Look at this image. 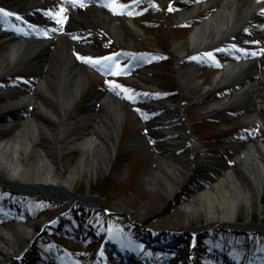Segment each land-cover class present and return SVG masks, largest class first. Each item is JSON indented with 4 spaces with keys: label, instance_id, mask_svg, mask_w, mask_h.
Here are the masks:
<instances>
[{
    "label": "rangeland",
    "instance_id": "374dc122",
    "mask_svg": "<svg viewBox=\"0 0 264 264\" xmlns=\"http://www.w3.org/2000/svg\"><path fill=\"white\" fill-rule=\"evenodd\" d=\"M77 1L78 4L75 3ZM161 1L159 0L160 4H157L159 12L162 13L160 20H154L150 11L151 6L155 5V1L152 3V0H116L117 4L127 6L123 9L118 8L116 11L106 6L111 0H103V5L98 6L85 3L83 0H59L48 11V31L54 32L55 39L60 35L63 37L73 35V32L67 33L68 28L72 26V20L68 14L72 8L76 11H84V9L91 11L94 16L98 9L105 11L104 15L108 17L120 16L137 32L133 43L124 46L125 48L119 44L121 39L112 34L114 23L111 21L105 30L103 29L102 36L95 37L84 28L79 29L83 30L77 35L79 40L73 39L77 45L72 50L78 59L84 56L93 59L114 57L113 60L102 62L103 70L99 72L101 74L99 76L93 73L98 71L92 68V64L85 60L87 79L85 96L93 90L101 91L102 94L100 98L96 96L90 101L81 102L78 106L85 111L89 109L97 111L104 108V95L118 94V99L125 105V118L119 123L114 122L116 136L112 138L113 147L109 149V156L102 161L97 160L95 167L90 170L85 169L75 175L70 181V191L66 196L56 191L44 193L27 189L10 190L4 181L0 180V231L14 230L29 221L33 224L30 228L26 227L25 231L27 236L33 237L39 232L38 224L46 218H52L58 210L62 208L72 210L71 207H74L79 214L77 220L60 219L59 230L45 229V233L37 237L33 245L29 238L16 239L17 246L12 249V253L18 255L20 251H26L29 248L27 246L30 245L31 252L28 253V259L19 260L20 262L6 259L4 264H120L117 252L112 253V259L99 260L98 256L102 254V250H98L97 245L102 241L103 234L107 235L104 240L115 241L119 243L118 245L131 244L140 247L142 252L147 253L144 261L148 255L153 257L152 264H222L216 259L218 250L207 249L211 248L208 244L214 245L213 242H218L216 246L222 245L221 250L228 252V256L233 259L237 244L243 246L240 255L245 254L251 244L255 251L250 254H264L262 232L221 233L223 241L219 237H214L212 240L213 232L209 236L202 233L196 234L197 229L208 223L205 214L201 211L189 213L183 210V205L202 189L207 188L222 169L233 167L235 170L237 167L240 154L239 150L233 147L232 135H239L238 141H242L244 137L245 140L247 137L260 138L264 135V126L252 125L246 120L244 110L234 102L236 90L233 82L227 83L224 73L217 79L219 67L222 66L217 58L212 59L205 54L196 56L191 48L182 50L184 58H190V61L199 64L201 68L199 73L201 85L184 88V83L177 75L178 53L174 50L173 39L181 43L182 47L191 45L189 40L191 29L189 24L175 19L169 10L168 0ZM95 2L100 4L99 1ZM61 8L65 9L61 15L66 19L58 22V17L51 14L59 13ZM161 24L164 25L166 32L159 29ZM92 25L102 26L97 17L93 19ZM76 32L79 33L78 30H75ZM82 36L98 41L97 47L83 48L85 44H83ZM125 43L126 41L122 44L125 45ZM194 56L196 59H193ZM222 56L224 57V54ZM140 59L143 60V65L139 62ZM117 65L123 69L119 75L114 74ZM145 65L156 72L152 75L156 80L153 87L140 84L142 81L137 72L144 70ZM14 70L16 71L8 77L10 83L23 81V86L29 83V87L25 88L33 95L32 89L35 87L33 77L19 70V66H16ZM1 81L7 82L0 79ZM109 81L119 87H113ZM125 89L128 91H124ZM199 89L205 92L200 98L210 97V101L220 108V115L210 114L204 102L195 104L198 96L196 90ZM40 95L35 93L34 100L27 105L29 107L25 109L28 110L24 113L36 112V103L40 100ZM129 96L133 98L129 99ZM155 98L168 106L180 108L182 117L176 119L179 124L177 128H182V124H186L191 137L189 142L191 145L182 144L181 152L187 154L190 149L193 153V147H197L201 152L197 159L199 162L204 163L205 160H209V163L217 162L214 165L206 164L208 166L204 175L194 174L193 176L179 174L184 169L179 165L180 170L175 171L173 175L176 179L173 181V186H178L173 195L164 192L158 185H147L141 181L144 176L152 175L158 169L154 157L148 155L147 151L150 154L159 155L157 152L165 137L161 131L166 128L164 124L154 122L155 117L160 118L162 115V110L156 105ZM133 115H137L140 125L134 124ZM6 116L10 115H0V118ZM46 126L53 128L59 127L60 124L53 123ZM84 128H88L87 132L96 134L92 124L89 123ZM2 136L3 133L0 131V139ZM141 137L145 141L143 144L136 142ZM61 142L64 143L67 140L61 139ZM33 144L40 149L46 147V141L41 133ZM205 146L208 153L204 150ZM87 152L88 150L82 148L67 151L63 158L65 162L63 166L73 167L86 156ZM20 153V160L24 163L25 154L22 150ZM49 157L52 162H55V157L57 158L54 152L49 154ZM112 168H116L117 171L112 172ZM57 169L58 166H56V174L59 173ZM101 186L107 187V197L98 192ZM89 197H95L99 205L80 200ZM104 202L107 206H102ZM248 204L250 206L248 209L239 206L236 211V221L242 224H264V190L259 199L256 196L252 197ZM69 217L71 218V215ZM140 225L158 232L156 244L153 243L152 236H148L153 242H146L147 248L139 244V241L143 239L140 237L141 231L138 228ZM84 228L87 229L86 236L83 235ZM202 241L206 245H203ZM94 244L97 245L94 246ZM152 244L156 248H152ZM40 252L43 254L48 252L49 255L45 259Z\"/></svg>",
    "mask_w": 264,
    "mask_h": 264
},
{
    "label": "bare ground",
    "instance_id": "6f19581e",
    "mask_svg": "<svg viewBox=\"0 0 264 264\" xmlns=\"http://www.w3.org/2000/svg\"><path fill=\"white\" fill-rule=\"evenodd\" d=\"M22 1L0 0V3L2 6L16 8L22 13L26 10L21 5ZM153 1L155 5L151 6L150 11L154 20H160L162 13L157 6L160 4L159 0H152V3ZM168 3L175 19L189 24L191 29L189 33L191 45L182 47L181 43L173 39L174 50L178 53L177 75L184 83V88L201 85L199 82L201 68L199 64L190 61V58H184L182 50L191 48L192 52L199 56L207 53L217 55L226 47L241 48L251 56L224 59V69L218 72L217 79L224 73L226 82H233L236 90L234 102L244 110L246 120L252 125L264 126V24H256L264 15V0H168ZM97 11L96 16L91 11H74L72 26L68 31L78 30L80 34L83 30L79 29L85 28L95 37H99L111 21L114 23L112 34L121 39L119 44L125 48L124 46L133 43L137 32L130 24L119 16L108 17L104 15L105 11L100 9ZM96 17L102 26L92 25ZM163 24L159 29L166 32ZM73 36L74 34L68 35L67 39L60 35L57 39L47 41L15 39L0 32V78L10 76L16 71L14 68L19 66V70L25 71L35 79L33 95L28 89L16 88H10L2 94L0 115L15 111L26 112L28 109L25 108H28L27 105L34 100L35 93L41 94L40 100L36 103L35 113H26L10 121H1L0 118V131L3 133L0 139V178L19 189L33 192L41 189L46 193L55 190L66 196L70 191V181L75 175L85 169L90 170L95 167L97 160L102 161L109 156V149L113 147L112 138L116 136L114 122L119 123L125 118V105L118 99V94L102 95L104 108L97 111L92 109L85 111L78 106L81 102L90 101L96 96L100 98L102 92L93 90L85 96L86 66L78 62L73 55L72 49L77 45ZM82 37L85 44L83 48L97 47L98 41L88 36ZM124 41H126L125 45L122 44ZM137 74L142 81L141 85L146 87L155 85L156 80L152 75L156 72L150 66L145 65V69ZM196 91L198 96L195 104L204 102L210 114L220 115L221 110L218 105L210 101V97L200 98L205 93L202 89ZM155 103L162 110V115L160 118L155 117L154 122L164 124L166 128L161 131L165 137L157 152L159 155L147 151L148 155L154 157L158 169L152 175L144 176L141 181L147 185H158L164 192L173 195L178 189V186H173V181H176L173 176L175 171H179L181 167L184 169L179 174L204 175L208 165L197 160L200 155L197 147H193V153L190 149L187 154L181 152L182 144L191 145L189 143L191 137L186 124H182V128H177L179 124L176 119L182 117L179 106H168L157 98ZM133 117L134 124L140 125L137 115ZM53 123L60 126L53 128L46 126ZM89 123L94 126L96 134L87 132L88 128H84ZM40 133L46 141V147L43 149L34 147L33 144L38 140ZM61 139L67 142L62 143ZM231 140L233 147L239 150L240 154L235 170L233 167L222 169L207 188L202 189L183 205L185 212L201 211L207 218V225L197 229L196 234L208 233L215 226L230 225V223L234 225L239 206L248 209L250 207L248 201L255 196L259 199L264 190V135L256 139L247 137L245 140L244 137L242 141H238L239 135L233 134ZM136 142L145 143L142 137ZM76 148L88 152L73 167L66 168L63 166L64 155L67 151ZM20 150L25 154L24 163L20 160ZM53 152L57 156L55 162L49 157ZM215 163L217 162H210L209 165ZM56 166H58V174L55 172ZM116 171V168H112V172ZM32 224L28 221L14 230L0 231V264H4L6 259L12 261L14 258L27 257L30 250L22 251L15 257L12 255V249L17 246L16 239L30 237L25 230ZM247 225L243 224L245 227ZM143 228L140 230V237L148 242L151 241L148 238L150 232L144 231L149 227ZM155 236L157 237V234ZM155 242L156 239L153 243L156 244ZM110 243L114 247H121L115 241ZM201 243L206 245L204 242ZM103 249L100 248L102 253L106 252L107 249ZM132 252V248L120 249L119 256L122 260H130L135 258ZM227 261L228 264H233V257Z\"/></svg>",
    "mask_w": 264,
    "mask_h": 264
},
{
    "label": "snow or ice",
    "instance_id": "6c2138e0",
    "mask_svg": "<svg viewBox=\"0 0 264 264\" xmlns=\"http://www.w3.org/2000/svg\"><path fill=\"white\" fill-rule=\"evenodd\" d=\"M81 6H83L81 4ZM107 7H110L113 11H116L118 8L119 9H123L125 7H127L126 5H119L116 3V0H111V2L106 5ZM169 10H172L171 7L169 8ZM65 11L64 8L60 9L59 13H52L51 15H53L54 17H58V22H61L63 19H66V17L62 16L61 14ZM0 13H4L5 15H13L12 13L9 12H5L4 9H0ZM131 14V13H130ZM207 57L214 59V55L212 53H207L205 54ZM80 59H86L88 60V62L92 63V64H96L99 65L101 64L103 61H108V60H113L114 57H102L99 59H93L91 57L85 58V57H79ZM193 59H196L195 57ZM123 71L122 68H120L118 65L115 67V75H119L121 72ZM109 84H111L113 87H119L118 85H115L114 82L109 81ZM124 91H128L127 89H125ZM129 99H132L133 97L129 96Z\"/></svg>",
    "mask_w": 264,
    "mask_h": 264
},
{
    "label": "trees",
    "instance_id": "16d2710c",
    "mask_svg": "<svg viewBox=\"0 0 264 264\" xmlns=\"http://www.w3.org/2000/svg\"><path fill=\"white\" fill-rule=\"evenodd\" d=\"M106 191H107V187L106 186L105 187L104 186H101L98 192L102 193L103 196H106Z\"/></svg>",
    "mask_w": 264,
    "mask_h": 264
},
{
    "label": "water",
    "instance_id": "95a60500",
    "mask_svg": "<svg viewBox=\"0 0 264 264\" xmlns=\"http://www.w3.org/2000/svg\"><path fill=\"white\" fill-rule=\"evenodd\" d=\"M10 185H11V184H10ZM11 187H13V186L11 185ZM87 199H89V200H91V201H93V200H94L95 202H97V201H98V200H96V199H95V197H89V198H87Z\"/></svg>",
    "mask_w": 264,
    "mask_h": 264
}]
</instances>
